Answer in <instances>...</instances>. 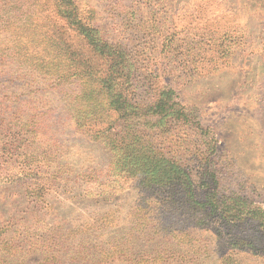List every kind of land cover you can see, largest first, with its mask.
Instances as JSON below:
<instances>
[{
    "label": "rangeland",
    "instance_id": "374dc122",
    "mask_svg": "<svg viewBox=\"0 0 264 264\" xmlns=\"http://www.w3.org/2000/svg\"><path fill=\"white\" fill-rule=\"evenodd\" d=\"M77 4L84 17L104 29L108 40L125 44L132 58L128 64L136 69V83L147 88L146 92L139 90L140 97L150 100L167 86L191 113L190 118L195 121L197 116L202 128L215 134L221 192L248 197L264 210V0H77ZM33 9L36 14L46 10L36 18L38 32L52 18L60 25L65 23L58 16L56 0H34ZM45 16L50 17L48 21ZM70 31L75 46L92 58L81 36L73 28ZM12 68L10 61L0 77V87L9 85L3 82ZM25 70L31 73L29 68ZM43 84L34 87L39 90ZM22 91H16L13 103L0 99V124L14 116L17 121L18 114L33 115L39 131L33 149L37 147L35 152L43 154L38 159L42 169L50 170L51 162L62 164L67 180H55L45 199L27 197L22 183L0 185V227H8L6 233L16 244L41 234L57 236L55 242L60 243L62 237L73 238L71 230L104 216L99 222L104 228L100 238L119 244L133 239L130 245L134 248L127 256L102 263L71 258L66 249L67 254L59 251L57 258L44 259L46 247L40 241L31 251L15 256L1 247L0 264H264V227L258 222L234 224L201 213L195 220L187 213L181 217V210L164 215L153 201L158 200L156 195L145 193L137 178L122 180L123 188L115 193L88 197L81 174L91 171L96 177L108 178L113 159L104 137L97 139L102 135L96 133L99 127L90 123L76 126L71 114L60 110L63 105L57 104V95L42 97L35 92L26 96L27 90ZM46 103L55 111H47ZM114 121L112 133H122L127 122L123 127L124 121ZM2 125L0 180L11 178L16 172L11 168L18 162L7 155V134L13 133L8 128L1 133ZM166 127L170 130L157 136L161 148L178 150L187 145L188 126L171 122ZM188 136L193 138L194 133ZM205 138L200 130V147ZM40 177L42 181L48 178ZM203 193L199 188L198 196L202 198ZM157 218L174 223L166 237L156 232L158 227H152L155 233L149 238L142 231L134 238L127 236L134 221L145 230L159 224ZM23 246L28 248L30 242ZM131 252L136 255L134 261Z\"/></svg>",
    "mask_w": 264,
    "mask_h": 264
},
{
    "label": "trees",
    "instance_id": "16d2710c",
    "mask_svg": "<svg viewBox=\"0 0 264 264\" xmlns=\"http://www.w3.org/2000/svg\"><path fill=\"white\" fill-rule=\"evenodd\" d=\"M33 1L25 0L27 4H24L22 0H0V37L4 36L0 44L5 45L4 49L0 47V77L6 74L5 68L10 61L15 67L9 70L8 79L3 82L9 85L0 87V99L13 103L17 100L16 91L21 89L22 92L27 90L26 96H33L35 92L41 93L42 97L57 95L60 100L57 104L63 105L60 110L63 112L66 109L76 126L90 123L99 127L96 133L102 135L97 139L104 137L113 159L108 178L96 177V172L91 171L81 174L88 197L103 192L115 193L123 188L120 184L122 180L137 178L145 193L156 195L158 200L153 201H157L158 210L164 215L181 210V217L189 214L195 220L201 213L205 217H220L234 224L251 220L264 227V210L256 202L243 195L221 192L215 158V134L211 133L210 128L203 129L197 116L195 121L190 118L191 113L176 100L173 89L164 86L159 96L156 92L150 100L140 97L139 90L144 86L136 83V69L133 64H128L132 58L122 40H108L101 26L93 24L81 14L77 0H56L58 16L65 22L64 25L55 23L52 18L47 26L43 25L44 31L38 32L34 27L36 18L46 10L36 14ZM49 18L45 16L44 20L48 21ZM71 28L81 36L93 54L92 58L75 46ZM102 59L105 65L101 64ZM27 68L31 71L29 75L25 70ZM20 79L24 82L21 83ZM15 81L19 83L14 84ZM41 81L45 84L37 90L34 84ZM146 91L147 88L142 90ZM45 107H48L47 111H55L48 103ZM18 115L17 121L14 116L11 120L2 119L4 124H0L1 133L7 128L13 133L10 137L7 134V155L18 159L11 168L16 172L9 175L11 178L0 180V185L22 183L27 197L45 199L55 180H67L64 166L51 165V162L50 170L42 169L38 159L43 154L35 152L37 147L33 149L39 137L35 118L29 114ZM112 115L116 117L112 118ZM110 119H113V123ZM115 119L124 121L123 127L127 122V127L120 134L112 133ZM171 122H179V125H186L191 130L185 136L187 145L178 150L161 148L157 141L161 131L170 130L166 126ZM200 130L206 133L201 147ZM193 133V138L188 136ZM44 146L47 149L48 146ZM6 169L9 170L8 166ZM40 175L48 178L42 181ZM199 188L204 189L202 198L198 196ZM140 207L153 212L145 204H140ZM103 217L95 218L85 227L71 230L73 238L69 240L67 235L65 240L62 237L60 243L55 242L57 236L45 238L44 234L32 235L27 239L30 242L28 248L23 246L27 240L16 244L13 237L6 233L8 227L3 226L0 227V248L5 249L8 255L15 256L23 251H31L41 241L42 246L46 247L44 259L57 258L59 251L67 254L65 249L70 251L71 258L99 263L127 256L128 250L134 248L130 245L134 243L133 239L123 244L101 239L104 228L99 222ZM158 222L156 226L140 230L134 221L127 236L134 238L136 233L141 235L143 232L149 238L155 233L152 227H158L156 232L166 237L174 223L167 224L163 218ZM131 254V260H136V255Z\"/></svg>",
    "mask_w": 264,
    "mask_h": 264
}]
</instances>
